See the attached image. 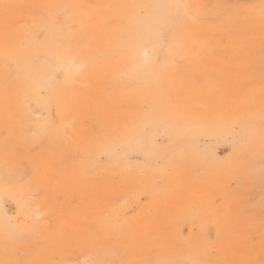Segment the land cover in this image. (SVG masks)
<instances>
[{
  "label": "rangeland",
  "instance_id": "1",
  "mask_svg": "<svg viewBox=\"0 0 264 264\" xmlns=\"http://www.w3.org/2000/svg\"><path fill=\"white\" fill-rule=\"evenodd\" d=\"M0 264H264V0H0Z\"/></svg>",
  "mask_w": 264,
  "mask_h": 264
},
{
  "label": "bare ground",
  "instance_id": "2",
  "mask_svg": "<svg viewBox=\"0 0 264 264\" xmlns=\"http://www.w3.org/2000/svg\"><path fill=\"white\" fill-rule=\"evenodd\" d=\"M145 50H146V52H147V50H149V49H148V48H146Z\"/></svg>",
  "mask_w": 264,
  "mask_h": 264
}]
</instances>
